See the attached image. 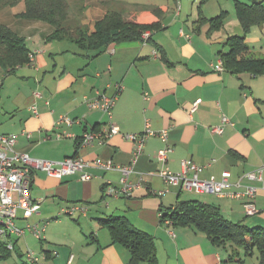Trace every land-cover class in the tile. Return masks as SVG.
Returning a JSON list of instances; mask_svg holds the SVG:
<instances>
[{
  "label": "crops",
  "instance_id": "1",
  "mask_svg": "<svg viewBox=\"0 0 264 264\" xmlns=\"http://www.w3.org/2000/svg\"><path fill=\"white\" fill-rule=\"evenodd\" d=\"M88 3L80 22L90 31L114 4L134 9L139 23H159L160 28L148 31V41L112 44L95 55L93 50H76L64 41H47L52 26L23 17L24 3L17 4L16 9L10 7L6 16L0 14V20L25 38L32 56L30 64L10 74L0 66V133L17 135L16 149L37 158L59 161L75 155L128 165L134 145L121 134L140 133L148 121L153 130L169 129L168 143L173 150L168 161L161 162L158 151L164 142L158 136L146 139L129 176L134 184L130 197L106 193L110 184L120 186L118 170L90 166L85 169L91 175L89 180H82L80 173L56 178L35 171L31 193L40 201V209L33 214L20 210L17 225L46 224L44 238L39 241L30 232L14 237L16 251L0 264L12 260V264H18L16 261L28 250L40 253V260L46 264H68L72 255L70 264H131L129 250L113 243L109 230L100 222L112 215L126 218L132 226L153 236L157 264H235L226 262L230 248L217 246L204 232L192 226H176L169 218L162 220V209L189 198H185L187 190L166 184L158 171L168 167L180 172L183 160L203 165L200 177L204 179H220L225 170L229 171L231 181L241 180L243 185L257 189L255 215L245 214L243 200L187 192L203 196L201 201L217 206L231 221L264 227V171L262 180L243 177L264 166V75L218 71L214 66L222 61L220 53L227 38L240 31L211 30L208 22L197 21L199 17L190 26L193 8L187 13L180 0L174 5L169 0L151 4L129 0ZM253 27V34L246 39L249 45L264 40V24ZM251 51L264 56L263 51L252 47ZM64 54L72 56H61ZM31 77L34 82H30ZM15 84L35 88L29 89L23 105L2 94ZM102 94L117 96L112 120L121 134L104 143L95 139L92 144H80L86 132L108 126V115L88 103ZM62 115L74 121L58 124ZM223 115L230 122L224 123ZM218 126L223 127L220 133L213 131ZM57 133L65 134L59 139ZM160 190L165 192L158 194ZM61 206H85L86 210L55 215Z\"/></svg>",
  "mask_w": 264,
  "mask_h": 264
},
{
  "label": "trees",
  "instance_id": "2",
  "mask_svg": "<svg viewBox=\"0 0 264 264\" xmlns=\"http://www.w3.org/2000/svg\"><path fill=\"white\" fill-rule=\"evenodd\" d=\"M21 2L26 8L23 17L44 21L52 26L53 31L47 41H65L76 50H93L95 55L112 44L142 40L147 31L160 28L159 23H139L134 9L116 7L115 4L110 5L104 17L97 20L92 31L70 20L71 6L67 0H0V9ZM234 3L242 31L230 35L224 44L225 50L220 53L224 70L235 74L247 72L253 76L264 75V56L254 55L246 40L253 26L264 24V0H234ZM225 13L222 11L210 19L202 15L197 21L208 22L211 30H217L223 24ZM31 56L25 38L0 20V66L10 74L17 67L30 64ZM161 218L171 219L176 226H192L204 232L217 246L230 248L226 262L245 264V257L257 252L256 264H264V227H250L243 221H231L215 205L195 199L179 200L174 207L162 209ZM100 222L109 230L113 243H120L129 250L131 264L142 260L147 264H157L151 234L135 228L122 216L112 215ZM0 250V260L6 262L16 248L10 251L0 246Z\"/></svg>",
  "mask_w": 264,
  "mask_h": 264
},
{
  "label": "built area",
  "instance_id": "3",
  "mask_svg": "<svg viewBox=\"0 0 264 264\" xmlns=\"http://www.w3.org/2000/svg\"><path fill=\"white\" fill-rule=\"evenodd\" d=\"M150 33L147 31L143 35V39L147 41ZM157 55V51H154ZM218 71H224L223 62L214 65ZM148 97V96H146ZM117 96H109L106 94L99 95L98 98L89 100L91 108L102 110L109 117L107 128L101 131H88L80 139V144L89 145L97 139L100 143H104L113 135L121 134L118 126L112 120L113 108L116 103ZM195 103L193 110L197 107ZM35 114L38 113L36 107H33ZM74 121L68 115L60 116L58 124H71ZM223 122H230L229 118L223 115ZM214 132H222L223 127L213 128ZM65 133H57L60 139ZM124 139L129 140L134 145L133 157L128 165L115 164L112 160H104L102 158L86 159L80 156L67 157L63 160H46L33 158L27 153L20 152L16 149L18 136L15 134L0 133V246L10 251L15 250L14 237L25 236L27 232L33 234L37 239L44 238L46 224L27 223L25 227H19L17 220L19 219V211L24 210L26 214L38 213L40 209V201L32 197L31 186L35 176V171H45L48 175L63 178L66 175H74L80 173L82 180H89L91 175L85 171L90 166H96L104 170H118L121 172L120 186L109 185L106 187V193L112 196L124 195L130 197L133 192L134 184L130 181L129 176L133 172V166L142 153L145 141L148 137L158 136L164 146L158 151V159L166 163L169 154L173 148L169 145V129L153 130L147 121L145 129L140 133H124L121 134ZM182 169L180 172H174L170 168L165 167L158 171L168 185L180 186L182 190L193 191L195 193H207L220 197H230L243 200V207L247 216L258 213L255 204L257 189L252 185H243L241 180L231 181V173L225 170L220 179L211 177L204 179L200 177L203 165H198L191 160L182 161ZM264 166H260L255 170L246 173L243 177L249 180H262ZM191 172V174H190ZM165 190L158 191L163 194ZM85 211V206H72L68 209H62L61 213L69 215L74 211ZM28 261L39 262L41 256L32 250L26 252ZM2 252L0 250V259ZM73 255L70 258L71 263ZM1 263V260H0Z\"/></svg>",
  "mask_w": 264,
  "mask_h": 264
},
{
  "label": "rangeland",
  "instance_id": "4",
  "mask_svg": "<svg viewBox=\"0 0 264 264\" xmlns=\"http://www.w3.org/2000/svg\"><path fill=\"white\" fill-rule=\"evenodd\" d=\"M67 1H68V4L71 6V10L69 13L70 14V20H72L75 23L77 22V23L81 24L82 26H84L83 23L80 22V18L85 15L86 10H87L88 5H89L88 2L91 0H67ZM129 1L151 4V2L167 3L168 0H129ZM169 2H170V5L175 4V0H169ZM23 3L24 2H21L20 4L24 5ZM180 3L182 5V7H184V9L187 11V13H190L191 8H193L194 14H193V17H191V20L189 22L190 26H192V24H194V18L198 19V17L205 14V15H207V18L210 19L211 17H214V16L220 14L221 9L224 8L226 11L225 19L223 21L221 28L217 29L216 31L221 30V31H224L225 33L227 31H229V33L234 32V31H237V32L240 31V33H241V31H242L241 25L239 23V20H238L237 14H236V8H235L234 0H180ZM12 7L16 9L17 6L14 5ZM9 10H10V7L1 8L0 14L4 17L8 14L7 11H9ZM171 21L172 20H169V22H171ZM86 28L88 29V27H86ZM254 30L255 29L253 27L252 31L248 32L246 37L250 38V36L253 34ZM250 45L254 50L264 52V40L262 42H259L258 40L251 41ZM61 56H66V58H70L72 55L64 54ZM61 56L59 58H60V60H63V57H61ZM30 80H31L30 82H34V77H31ZM29 89H35V88L33 86L27 87L26 85H24L22 87L20 85L15 84L12 88H9V87L5 88L4 92L2 94H4L6 99L9 97V99H11L12 101H19L21 103V105H23L25 97L29 93ZM23 110H25V109H23ZM32 157L37 158L35 155H33ZM38 159H42V158H38ZM202 197L203 196H201V195H197L194 193H188L187 191L185 192V198L186 199L189 198V199L200 200V198H202ZM62 207H65V206H61L59 208L58 207L56 208V214L55 215H58V213H61ZM58 216H60V215H58ZM68 217L70 220L72 219V216H68ZM62 218L63 219L66 218V215H63ZM247 219L249 220V218H247ZM37 240H39V239H37ZM37 240H35V241L38 243ZM35 253L38 255L40 254L37 251H35ZM256 253L257 252H255V254L253 256L249 255L247 257H245L241 253V256L245 257L246 264H254V263H256V259H257ZM12 261H10L8 264H12L13 263ZM16 262L18 264H21L22 262H26L27 264H46L45 261H41V260L39 262L28 261L26 254H24L22 256V258H20V260H18ZM47 264H49V263H47Z\"/></svg>",
  "mask_w": 264,
  "mask_h": 264
}]
</instances>
